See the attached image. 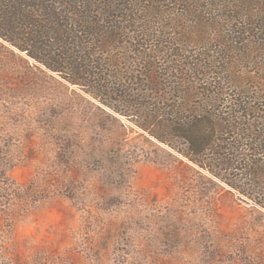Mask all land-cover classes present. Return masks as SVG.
Wrapping results in <instances>:
<instances>
[{"label": "rangeland", "instance_id": "obj_1", "mask_svg": "<svg viewBox=\"0 0 264 264\" xmlns=\"http://www.w3.org/2000/svg\"><path fill=\"white\" fill-rule=\"evenodd\" d=\"M135 120L0 39V264H264V210Z\"/></svg>", "mask_w": 264, "mask_h": 264}, {"label": "trees", "instance_id": "obj_2", "mask_svg": "<svg viewBox=\"0 0 264 264\" xmlns=\"http://www.w3.org/2000/svg\"><path fill=\"white\" fill-rule=\"evenodd\" d=\"M0 39L264 210V0H0Z\"/></svg>", "mask_w": 264, "mask_h": 264}]
</instances>
